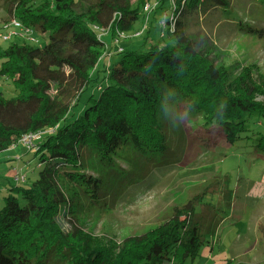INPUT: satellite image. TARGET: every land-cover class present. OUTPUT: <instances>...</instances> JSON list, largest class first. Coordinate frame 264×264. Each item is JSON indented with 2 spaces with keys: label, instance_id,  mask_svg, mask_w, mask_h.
Returning a JSON list of instances; mask_svg holds the SVG:
<instances>
[{
  "label": "trees",
  "instance_id": "obj_1",
  "mask_svg": "<svg viewBox=\"0 0 264 264\" xmlns=\"http://www.w3.org/2000/svg\"><path fill=\"white\" fill-rule=\"evenodd\" d=\"M151 1L5 0L7 14L27 32L49 37L43 47H0V77L18 92L11 99L0 93V153L26 146L25 136L41 138L32 151L25 149L40 155L38 178L32 181L19 168L16 185L4 195L0 264H184L195 260L213 233H202L194 203L176 208L156 230L119 245L109 241L93 248V238L81 228L67 233L61 224L68 201L63 184L77 186L80 198L101 195L100 178L84 170L83 149L102 163L126 147L142 158L166 152V114L198 118L202 130L194 140L200 145L221 136L240 143L254 119L264 128V101L253 99L258 90L252 81L233 92L215 64L200 61L186 36L184 18L229 7L231 0H155L147 15L144 5ZM152 14L163 43L148 39L151 29L140 47L115 49L104 41L103 32L119 41L117 32L134 30L143 18L148 29L146 17ZM209 127L214 132L207 135Z\"/></svg>",
  "mask_w": 264,
  "mask_h": 264
},
{
  "label": "rangeland",
  "instance_id": "obj_2",
  "mask_svg": "<svg viewBox=\"0 0 264 264\" xmlns=\"http://www.w3.org/2000/svg\"><path fill=\"white\" fill-rule=\"evenodd\" d=\"M154 2L147 3L153 7L149 11L144 5L145 14L154 12ZM4 3L0 0V47L7 49L12 43L45 46L49 35L27 32L7 14ZM166 6L170 8L171 3ZM163 15L158 13V18ZM147 18L148 29L144 28L147 20L143 18L118 44L105 32L104 41L115 49L140 47L151 29L148 39L163 43L159 23L153 24L154 14ZM183 21L187 38L201 55L200 61L215 64L233 92L237 84L252 81L258 90L253 99L263 102L260 88L264 87V0H231L229 7ZM115 36L119 37L117 33ZM0 93L7 99L18 94L13 83L2 77ZM166 117V152H153L142 158L132 147H126L102 163L92 151L82 150L84 170L100 178L101 195L99 199L80 198L77 186L61 182L68 197L67 208L62 210L63 229L68 233L75 226L81 228L93 238V248L109 241L119 245L127 238L156 230L176 208L194 203L202 233H213L207 236L195 260L188 259L184 264H227L229 259L234 264H264V142L257 141L264 128L254 119L243 134L246 139L240 143L229 144L221 136L205 138L200 145L194 140L202 130L198 118ZM209 129L207 135L214 132ZM26 148L19 145L0 153V209L7 187L17 183L14 176L18 168L32 181L38 178L40 155L25 154Z\"/></svg>",
  "mask_w": 264,
  "mask_h": 264
},
{
  "label": "built area",
  "instance_id": "obj_3",
  "mask_svg": "<svg viewBox=\"0 0 264 264\" xmlns=\"http://www.w3.org/2000/svg\"><path fill=\"white\" fill-rule=\"evenodd\" d=\"M153 7H151V5L150 4H146V11H149L150 9H152ZM117 34L119 35V37H117V39H119V41H120V39L121 38H124V35L125 34H120V33H118L117 32ZM9 38H12V37H7V38H5V39H9ZM118 40H116V43L118 44V42H119ZM120 51H122V50H120ZM26 138V139H25ZM36 138H37V136L35 137V135L34 136H25L24 137V139L21 141L22 143H23V145H26V146H28V148H30V149H34L35 147H34V144H33V142L36 140ZM39 138H37V140H38Z\"/></svg>",
  "mask_w": 264,
  "mask_h": 264
},
{
  "label": "crops",
  "instance_id": "obj_4",
  "mask_svg": "<svg viewBox=\"0 0 264 264\" xmlns=\"http://www.w3.org/2000/svg\"><path fill=\"white\" fill-rule=\"evenodd\" d=\"M19 169V168H18Z\"/></svg>",
  "mask_w": 264,
  "mask_h": 264
}]
</instances>
